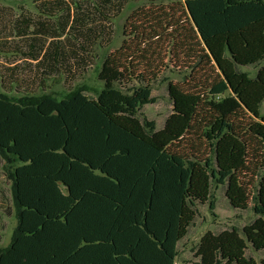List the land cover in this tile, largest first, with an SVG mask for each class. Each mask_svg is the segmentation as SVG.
<instances>
[{
	"label": "trees",
	"instance_id": "trees-1",
	"mask_svg": "<svg viewBox=\"0 0 264 264\" xmlns=\"http://www.w3.org/2000/svg\"><path fill=\"white\" fill-rule=\"evenodd\" d=\"M37 1L44 21L17 31L32 77L15 68L1 76L5 88L25 87L0 94V156L17 218L0 264H176L200 208L216 207L213 188L229 209L256 218L205 233L196 264H264V117L252 108L264 96L236 88L229 72L242 81L239 66L264 60V0L139 8L128 40L102 63V89L76 86L62 97L46 82L83 77L128 0ZM172 69L186 87L169 80ZM162 84L171 111L157 128L144 108Z\"/></svg>",
	"mask_w": 264,
	"mask_h": 264
},
{
	"label": "rangeland",
	"instance_id": "rangeland-1",
	"mask_svg": "<svg viewBox=\"0 0 264 264\" xmlns=\"http://www.w3.org/2000/svg\"><path fill=\"white\" fill-rule=\"evenodd\" d=\"M173 0H128L121 3V12L112 20V43L108 44L103 41L94 48L96 61L88 72L81 78L70 81L69 84L62 78L50 79L46 82L47 92L53 93L58 97L64 96L69 89L76 86H87L91 90V94H96L103 87V82L98 79L104 59L113 51L118 49L124 40H128L125 35L126 24L130 16L139 8H148L154 6H168L172 4ZM39 2L37 0H0V94H10L19 96L23 93L25 83L19 88L15 85L7 84L6 88L2 85L1 76H7L9 80V69L15 68V74L19 79L28 82V78L32 77L31 72L34 63L24 57L21 52L26 53L25 38L19 37L17 31L23 29V23L28 19L33 22H43L44 16L39 12ZM168 59V58H167ZM167 75L169 80L173 83H178L186 87L187 81H184L183 74L179 73L177 69H172ZM244 78L243 80L254 79L250 82L251 86L245 85L243 80L238 78L236 72H230L231 78L235 79V86L239 90L258 91L259 96L264 95V60L254 66H239ZM33 94H41L43 90L40 88L29 87ZM261 90L262 93L259 91ZM232 91L230 90L229 93ZM154 95L157 97V102L153 105H148L144 108L145 117L156 123L157 128L161 127L164 119L170 114L171 103L169 101L165 84H162L154 89ZM256 109H255V108ZM252 108L256 110L254 115L256 120H261L264 117V99L263 102L252 104ZM6 160L0 156V249L6 248L14 235L17 226L16 206L12 194V180L9 176L8 166ZM213 198L215 201V209L209 210L208 205L200 208V216L192 228L189 236L181 243V253L176 260V264H196L197 260L193 257V250L198 244L201 237L208 231L217 233L231 227L243 228L250 224L256 216L249 212H236L227 207L226 198L223 192L218 188L212 189ZM257 258L262 256L256 255Z\"/></svg>",
	"mask_w": 264,
	"mask_h": 264
}]
</instances>
